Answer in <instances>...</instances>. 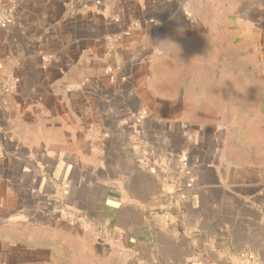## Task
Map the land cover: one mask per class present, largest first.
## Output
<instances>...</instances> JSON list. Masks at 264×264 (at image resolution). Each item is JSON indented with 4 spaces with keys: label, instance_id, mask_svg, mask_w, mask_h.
Wrapping results in <instances>:
<instances>
[{
    "label": "crops",
    "instance_id": "0c3cea01",
    "mask_svg": "<svg viewBox=\"0 0 264 264\" xmlns=\"http://www.w3.org/2000/svg\"><path fill=\"white\" fill-rule=\"evenodd\" d=\"M0 5V264H264V0Z\"/></svg>",
    "mask_w": 264,
    "mask_h": 264
},
{
    "label": "built area",
    "instance_id": "2783aa9c",
    "mask_svg": "<svg viewBox=\"0 0 264 264\" xmlns=\"http://www.w3.org/2000/svg\"><path fill=\"white\" fill-rule=\"evenodd\" d=\"M13 19V14L11 10L5 9L2 5H0V29H6L11 23ZM118 39L117 34L109 35L106 39V42L111 44L115 40ZM2 68V64H0V69ZM18 84V79L13 75H6L2 81V92L3 94H12ZM183 166L186 167L187 163L183 162Z\"/></svg>",
    "mask_w": 264,
    "mask_h": 264
}]
</instances>
